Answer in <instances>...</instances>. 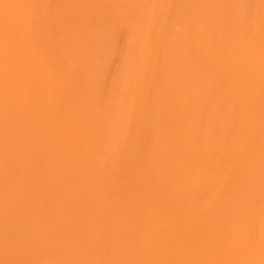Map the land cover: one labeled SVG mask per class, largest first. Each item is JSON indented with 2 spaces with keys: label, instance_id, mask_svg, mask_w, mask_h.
<instances>
[{
  "label": "bare ground",
  "instance_id": "6f19581e",
  "mask_svg": "<svg viewBox=\"0 0 264 264\" xmlns=\"http://www.w3.org/2000/svg\"><path fill=\"white\" fill-rule=\"evenodd\" d=\"M0 264H264V0H0Z\"/></svg>",
  "mask_w": 264,
  "mask_h": 264
}]
</instances>
